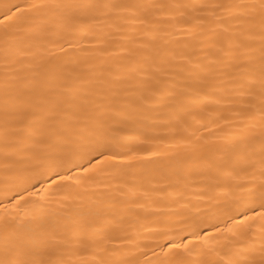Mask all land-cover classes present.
<instances>
[{
  "label": "snow or ice",
  "instance_id": "obj_1",
  "mask_svg": "<svg viewBox=\"0 0 264 264\" xmlns=\"http://www.w3.org/2000/svg\"><path fill=\"white\" fill-rule=\"evenodd\" d=\"M43 39L59 58L35 59ZM221 100L246 113L243 133L228 160L192 133L185 172L259 190L249 214L209 231L199 199L132 187L64 215L37 199L19 218L36 184L123 159L119 125L156 108L187 125ZM0 264H264V0H0Z\"/></svg>",
  "mask_w": 264,
  "mask_h": 264
},
{
  "label": "bare ground",
  "instance_id": "obj_2",
  "mask_svg": "<svg viewBox=\"0 0 264 264\" xmlns=\"http://www.w3.org/2000/svg\"><path fill=\"white\" fill-rule=\"evenodd\" d=\"M29 43L27 38L22 41L23 45ZM54 43V39L38 41L37 46L32 48L36 54L35 59L39 60L41 56H48L52 52L59 58V49L53 46ZM80 43L87 45L92 41L81 40ZM79 55L82 53L67 54L68 57ZM102 61L111 62L108 57H97L95 60L98 64ZM210 111L211 115L208 111L194 108L186 117L188 123L185 125L177 122L165 109L156 108L147 119L141 117L119 125L115 135L120 141L123 159L101 165L97 171L87 176L77 177L76 170L73 169V181L70 183L51 186V181L47 180L36 184L35 188L30 189L33 197L27 203L19 205V218L25 219L38 207L34 204L37 199L44 205L46 212L51 210L64 215L104 200L109 192L115 194L132 187L141 191L163 189L165 193L173 195L178 191L182 196L181 202H196L199 199V207L204 210L202 215L209 217L201 225L206 229L207 224L216 223L217 220L231 223L240 219L241 213L249 214L246 209L260 202L259 190L243 193L238 197L236 190L229 189L224 182H221V187H215L216 178L208 173L186 175L185 170L191 165V160L184 151L183 141L190 138L192 133L200 138L199 143L204 145V150L210 156L224 160H228L233 151L230 141L243 133L246 113L240 107L231 106L228 100H221ZM76 179H82L84 183L74 186ZM205 192L212 198L200 199ZM152 195L155 197L157 194L153 192ZM4 203L7 204L8 201ZM253 227L258 228L259 222Z\"/></svg>",
  "mask_w": 264,
  "mask_h": 264
}]
</instances>
